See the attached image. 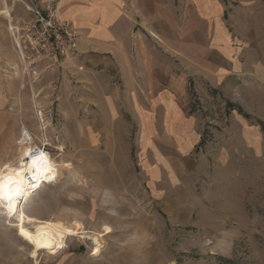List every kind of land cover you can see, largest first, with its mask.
Returning <instances> with one entry per match:
<instances>
[{
    "label": "rangeland",
    "instance_id": "obj_1",
    "mask_svg": "<svg viewBox=\"0 0 264 264\" xmlns=\"http://www.w3.org/2000/svg\"><path fill=\"white\" fill-rule=\"evenodd\" d=\"M12 2L21 33L30 16ZM77 54L37 59L27 76L0 15V165L18 164L24 140L50 153L58 179L19 205L73 232L55 254L32 257L0 207V264H264V82L189 86L203 170L167 204L146 187L112 59Z\"/></svg>",
    "mask_w": 264,
    "mask_h": 264
},
{
    "label": "crops",
    "instance_id": "obj_2",
    "mask_svg": "<svg viewBox=\"0 0 264 264\" xmlns=\"http://www.w3.org/2000/svg\"><path fill=\"white\" fill-rule=\"evenodd\" d=\"M36 1L57 4L74 23L77 58L112 59L123 110L137 126L146 187L154 199L175 203L203 170L188 88L202 94L264 82V0Z\"/></svg>",
    "mask_w": 264,
    "mask_h": 264
},
{
    "label": "bare ground",
    "instance_id": "obj_3",
    "mask_svg": "<svg viewBox=\"0 0 264 264\" xmlns=\"http://www.w3.org/2000/svg\"><path fill=\"white\" fill-rule=\"evenodd\" d=\"M3 2L4 4L0 8V15L5 17L7 21H9V25L12 28L13 25L11 23V14L9 8L6 4V0H3ZM20 147V157L18 164L13 165V163L11 164L8 162H3L0 165V175H3L5 177H15L17 171L23 170L24 175L22 178L24 180L25 185H27L28 183H34L36 186L28 190L26 198L18 201V208L16 214L9 216L6 208L2 207V211L4 213L3 215L5 216V218L9 219L10 224L16 228V234L30 246V256L36 257L39 251H45L48 254H55L64 244V237L73 234V232L67 229L60 228L58 225H56L49 219H41L35 215L28 214L22 209V207H20V203L23 200L25 201V199L35 193L36 190L42 187V185L55 182L59 177L61 168L59 167V165L56 164V161L53 159L50 153L40 147H34L31 142L24 140L21 143ZM41 154L46 157V161L42 166V175L37 181H31L30 176L35 175L32 170V160L39 157ZM64 166H69V163H65ZM49 177H51V179H49ZM21 213L23 214L24 230L30 233L34 239L38 240L39 246H37L36 243H33L32 241L26 239L23 235H21ZM12 221H14V223ZM105 232H108V227L105 228ZM97 234L96 236L92 237V243L93 245H95V247H93L94 253L99 252V248L101 245V241L99 238L101 234H99V236ZM83 237H85V235Z\"/></svg>",
    "mask_w": 264,
    "mask_h": 264
},
{
    "label": "built area",
    "instance_id": "obj_4",
    "mask_svg": "<svg viewBox=\"0 0 264 264\" xmlns=\"http://www.w3.org/2000/svg\"><path fill=\"white\" fill-rule=\"evenodd\" d=\"M23 7L30 19L21 33L15 25L9 31L27 76L34 73L37 59L56 60L77 52L80 33L72 21L60 17L57 4L42 7L36 0H24Z\"/></svg>",
    "mask_w": 264,
    "mask_h": 264
},
{
    "label": "snow or ice",
    "instance_id": "obj_5",
    "mask_svg": "<svg viewBox=\"0 0 264 264\" xmlns=\"http://www.w3.org/2000/svg\"><path fill=\"white\" fill-rule=\"evenodd\" d=\"M35 155V154H33ZM46 161V157L41 154L39 157L32 160L33 172L35 175L30 176L31 181H37L42 175V166ZM23 170H19L16 176H3L0 175V207H4L7 210L9 216L16 214L18 208V201L26 198L29 189L34 188V183H28L25 185L23 180ZM51 179V177H49ZM20 233L26 239L36 243L39 246L38 240L34 239L33 236L26 232L23 227V214L21 213V226Z\"/></svg>",
    "mask_w": 264,
    "mask_h": 264
}]
</instances>
